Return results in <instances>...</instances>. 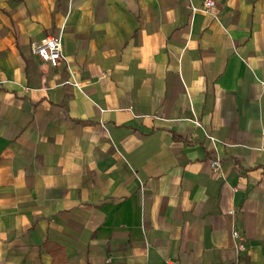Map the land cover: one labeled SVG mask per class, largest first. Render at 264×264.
<instances>
[{
    "label": "crops",
    "instance_id": "obj_1",
    "mask_svg": "<svg viewBox=\"0 0 264 264\" xmlns=\"http://www.w3.org/2000/svg\"><path fill=\"white\" fill-rule=\"evenodd\" d=\"M204 1L0 0V264H264V0Z\"/></svg>",
    "mask_w": 264,
    "mask_h": 264
},
{
    "label": "built area",
    "instance_id": "obj_2",
    "mask_svg": "<svg viewBox=\"0 0 264 264\" xmlns=\"http://www.w3.org/2000/svg\"><path fill=\"white\" fill-rule=\"evenodd\" d=\"M215 0H205L204 1V9L206 11L211 12V10L215 6ZM32 50L34 54L38 55L41 59L50 62L51 65L56 66L60 64L62 58H63V44L62 39L60 35H47L44 38H42L38 42H34L32 46ZM196 123L199 125V120H195ZM212 139H215L214 137H211ZM212 168L220 172L221 171V164L220 159L216 158L211 161ZM232 235L235 238H240V240L236 243L237 248L244 249L245 248V242L243 238L240 236V232L238 230H233Z\"/></svg>",
    "mask_w": 264,
    "mask_h": 264
}]
</instances>
